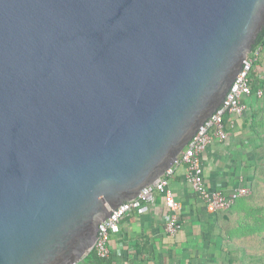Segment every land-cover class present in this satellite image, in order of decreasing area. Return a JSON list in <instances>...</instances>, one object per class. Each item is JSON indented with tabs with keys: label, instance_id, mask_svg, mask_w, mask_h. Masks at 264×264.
I'll return each mask as SVG.
<instances>
[{
	"label": "water",
	"instance_id": "1",
	"mask_svg": "<svg viewBox=\"0 0 264 264\" xmlns=\"http://www.w3.org/2000/svg\"><path fill=\"white\" fill-rule=\"evenodd\" d=\"M264 0H0V264H77L223 104Z\"/></svg>",
	"mask_w": 264,
	"mask_h": 264
},
{
	"label": "crops",
	"instance_id": "2",
	"mask_svg": "<svg viewBox=\"0 0 264 264\" xmlns=\"http://www.w3.org/2000/svg\"><path fill=\"white\" fill-rule=\"evenodd\" d=\"M247 103L243 115L229 118L227 138H214L201 155L206 183L227 196L249 183L250 164L259 145L254 128L264 110V95L250 96ZM170 186L180 203L178 232L166 233L169 209L163 196L156 194L154 202L143 203L122 219L119 232L110 237L109 264H219L227 257L230 245L218 235L214 213L206 210L188 183L185 166L176 169ZM238 199L234 196L233 201ZM77 264H85L84 259Z\"/></svg>",
	"mask_w": 264,
	"mask_h": 264
},
{
	"label": "built area",
	"instance_id": "3",
	"mask_svg": "<svg viewBox=\"0 0 264 264\" xmlns=\"http://www.w3.org/2000/svg\"><path fill=\"white\" fill-rule=\"evenodd\" d=\"M253 54H256V51L254 53L252 51L247 55L245 66L229 90L223 104L195 138L184 146L172 165L154 182L144 187L136 197L124 201L115 209H112L110 215L99 224L98 236L92 247V250L99 257H108L111 254L110 237L119 232L122 219L134 210L139 209L143 203L154 202L156 194L163 196L169 209L164 226L166 233L173 236L178 232L180 224L177 210L180 207V203L173 195L170 179L180 166H185L188 183L210 213L228 208L232 204L234 196L245 195L249 192V183L236 188L234 196H227L221 189L208 186L204 178L201 155L214 138L219 140L227 138L228 133L223 122L224 115H228L229 118L243 115L248 108L247 99L250 96L261 97L264 95V82L254 92L251 89Z\"/></svg>",
	"mask_w": 264,
	"mask_h": 264
},
{
	"label": "trees",
	"instance_id": "4",
	"mask_svg": "<svg viewBox=\"0 0 264 264\" xmlns=\"http://www.w3.org/2000/svg\"><path fill=\"white\" fill-rule=\"evenodd\" d=\"M264 47V28L258 34L253 45L254 61L251 70V89L254 92L264 82V75L259 70L260 55ZM257 112L252 114L256 117ZM225 129H228L229 116L224 115ZM259 145L255 147L250 167L251 175L247 177L249 192L237 196L226 208L214 212L218 235L230 245L226 256L219 264H256L264 262V127L255 124L254 128ZM85 264H109L110 259L99 257L91 250L84 257Z\"/></svg>",
	"mask_w": 264,
	"mask_h": 264
},
{
	"label": "rangeland",
	"instance_id": "5",
	"mask_svg": "<svg viewBox=\"0 0 264 264\" xmlns=\"http://www.w3.org/2000/svg\"><path fill=\"white\" fill-rule=\"evenodd\" d=\"M260 66H259V70L262 71V74L264 75V48L262 50V53L260 55ZM258 123L257 124H261V126L264 127V110L258 115ZM256 264H264V262H260L259 260L257 261Z\"/></svg>",
	"mask_w": 264,
	"mask_h": 264
}]
</instances>
